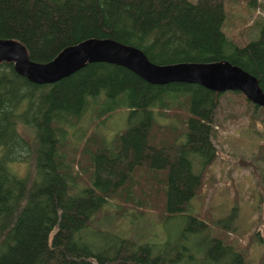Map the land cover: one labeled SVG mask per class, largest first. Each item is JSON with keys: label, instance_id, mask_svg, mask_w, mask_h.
Masks as SVG:
<instances>
[{"label": "trees", "instance_id": "obj_1", "mask_svg": "<svg viewBox=\"0 0 264 264\" xmlns=\"http://www.w3.org/2000/svg\"><path fill=\"white\" fill-rule=\"evenodd\" d=\"M224 2L0 0V38L18 40L36 62L90 38L131 45L156 64L228 61L264 90V22L258 38L238 45L222 29ZM220 94L196 83L151 84L106 62L36 84L0 62V264H187L185 245L155 251L114 228L130 206L158 209L161 218L184 214L216 157ZM120 107L128 109L121 133L107 139L91 130L73 141L89 110L94 121ZM13 163L25 164V174ZM111 201L119 208L104 211ZM206 226L187 215L181 241ZM88 230L95 241L84 238ZM221 239L213 236L196 264H247Z\"/></svg>", "mask_w": 264, "mask_h": 264}, {"label": "rangeland", "instance_id": "obj_2", "mask_svg": "<svg viewBox=\"0 0 264 264\" xmlns=\"http://www.w3.org/2000/svg\"><path fill=\"white\" fill-rule=\"evenodd\" d=\"M224 10L222 29L229 39L243 45L258 38L260 24L264 22V0H225ZM91 113L89 110L80 125L71 131L74 142L79 139L80 143L91 130L102 129L105 137L111 139L126 128L127 108H117L103 120H90ZM215 127L216 157L203 172L202 186L189 201L184 214L161 218L158 209L138 214V210L130 206L128 213L116 222L115 233L147 241L155 251L165 244L170 250H180L185 245L187 264H196L210 239L221 235L224 245L230 246L233 252L244 253L247 264H264V188L260 182L264 176V110L255 108L241 95L222 92L215 111ZM18 129L24 136L28 135L24 126ZM189 157L192 171L199 173V158L195 154ZM11 167L20 175L27 169L23 163H13ZM117 208L115 201H111L104 211ZM187 215L197 217L207 226L182 242L180 234ZM192 227L197 230L195 223ZM90 230L83 236L95 241ZM213 253L217 255V251Z\"/></svg>", "mask_w": 264, "mask_h": 264}, {"label": "water", "instance_id": "obj_3", "mask_svg": "<svg viewBox=\"0 0 264 264\" xmlns=\"http://www.w3.org/2000/svg\"><path fill=\"white\" fill-rule=\"evenodd\" d=\"M36 84L55 83L92 62L123 66L143 80L157 85L186 82L202 85L216 93L239 91L250 102L264 108V90L257 78L228 61L156 64L138 48L113 39L90 38L68 45L51 60L30 59L25 46L13 38H0V62Z\"/></svg>", "mask_w": 264, "mask_h": 264}]
</instances>
